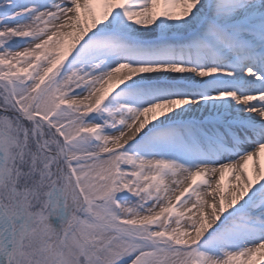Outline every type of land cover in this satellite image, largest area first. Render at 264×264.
Segmentation results:
<instances>
[{
	"label": "snow or ice",
	"instance_id": "1",
	"mask_svg": "<svg viewBox=\"0 0 264 264\" xmlns=\"http://www.w3.org/2000/svg\"><path fill=\"white\" fill-rule=\"evenodd\" d=\"M0 264H264V0H0Z\"/></svg>",
	"mask_w": 264,
	"mask_h": 264
}]
</instances>
